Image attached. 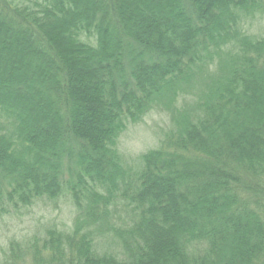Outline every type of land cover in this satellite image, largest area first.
<instances>
[{
	"label": "trees",
	"instance_id": "obj_1",
	"mask_svg": "<svg viewBox=\"0 0 264 264\" xmlns=\"http://www.w3.org/2000/svg\"><path fill=\"white\" fill-rule=\"evenodd\" d=\"M260 17L264 0H0V222L77 212L7 264H264ZM153 110L176 129L133 172L120 135Z\"/></svg>",
	"mask_w": 264,
	"mask_h": 264
},
{
	"label": "rangeland",
	"instance_id": "obj_2",
	"mask_svg": "<svg viewBox=\"0 0 264 264\" xmlns=\"http://www.w3.org/2000/svg\"><path fill=\"white\" fill-rule=\"evenodd\" d=\"M247 24L246 30L249 34L264 35V17ZM192 97L191 95L182 97L179 106L183 107L185 101H192ZM173 122V115L170 112L153 110L141 122L128 124L118 143L124 166L133 169L134 172L136 166H140L141 156L158 148L163 138L175 131ZM75 211L74 205L68 199L60 198L49 202L46 199L37 200L30 208L5 218V222H0V264H7L8 256H5V252L8 254L13 240L42 235L51 223H58L59 229L70 233L77 216ZM103 246L107 245L103 243Z\"/></svg>",
	"mask_w": 264,
	"mask_h": 264
}]
</instances>
